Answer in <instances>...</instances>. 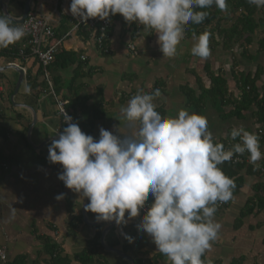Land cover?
<instances>
[{"label": "crops", "instance_id": "crops-1", "mask_svg": "<svg viewBox=\"0 0 264 264\" xmlns=\"http://www.w3.org/2000/svg\"><path fill=\"white\" fill-rule=\"evenodd\" d=\"M25 2L0 0V11L14 14L19 19ZM63 2L32 0L30 9L42 16L51 15L56 32L62 33V28L70 32L62 48L75 53L76 60L65 67L53 64L49 67L50 77L56 79L61 87L58 96L67 103L80 96L86 102L84 105H103L105 113L94 120L91 132L79 115L82 111L77 112L79 119L75 122L85 134L98 139L100 127L114 134H117L116 129L121 134H129L121 108L140 90L149 94L157 88L161 90V96L155 98L154 103L164 117L176 116L181 108L194 112L186 93L192 90L198 95L203 86H210L203 81V73L208 77L207 67L214 72L213 65L221 63L216 46H210L211 55L201 59L189 53L193 45H190L191 38L184 35L177 46V54L171 58L163 57L157 34L149 32L146 27L134 28L122 16L112 21L107 41L109 53H102L91 34L72 32L71 17L61 12ZM66 3L65 7L69 9L71 0H66ZM23 42L21 39L7 48H0V248L7 256L5 261L0 260V264H8L18 258L27 260V264H49L51 255L47 250L52 245L61 249V257H68L71 264H77L75 255L87 247L98 230L101 237L104 233L106 245L126 253L134 262L143 259L153 264H170L167 257L157 250L151 236L137 230L143 216L141 213L120 226L105 221L94 224L98 221L96 214L88 211H85L88 222L83 220L87 198L68 189L58 179L63 171L62 165L48 160V146L53 139H58L67 125L58 116L52 96L42 91L37 95L32 89L25 93L26 86L37 82L40 86L44 77L37 60L19 56L18 50ZM130 43L134 44L135 50L129 47ZM20 77L21 83L17 87ZM232 93L240 95L238 88L236 93ZM87 115L84 112V118ZM228 136L222 135L223 139ZM213 137L218 140L220 135ZM243 175V187L232 196L225 209L214 214L222 228L218 239L202 257L205 264L209 261L211 264H231L236 260L237 264H264V210L256 208L240 226L235 224L241 209L255 195L254 186L264 182V176ZM59 194H64L62 200L56 199ZM151 197L149 195V200ZM150 201L146 202L151 204ZM76 218L78 221L74 226L72 222ZM125 234L132 237L133 242L129 243ZM103 255L107 264H132L105 248Z\"/></svg>", "mask_w": 264, "mask_h": 264}, {"label": "clouds", "instance_id": "clouds-1", "mask_svg": "<svg viewBox=\"0 0 264 264\" xmlns=\"http://www.w3.org/2000/svg\"><path fill=\"white\" fill-rule=\"evenodd\" d=\"M247 3L264 7V0ZM213 5L228 10L227 0H71L66 11L85 23L116 14L128 22H139L157 34L163 57L171 58L177 54L186 26L204 22L209 13L203 9ZM25 35L23 21L0 11V48ZM209 38L208 31L195 37L192 55L207 59ZM24 91L30 93V86ZM161 94L158 88L150 94L140 90L121 108L130 129L127 135L100 127L96 139L85 134L63 109L67 126L48 146V160L62 165L58 179L87 198L84 210L97 214L98 221L126 225L145 208L151 194L153 201L137 230L151 236L170 264H205L202 257L222 228L214 219L216 204L231 200L235 188L234 180L219 166L247 152L249 163L258 170L257 162L264 154L259 136L242 126L230 132L232 140L239 138V142L226 148L214 140L205 116L184 108L174 117L162 116L154 103ZM63 198L64 194L56 196ZM125 238L133 242L127 234Z\"/></svg>", "mask_w": 264, "mask_h": 264}, {"label": "trees", "instance_id": "trees-1", "mask_svg": "<svg viewBox=\"0 0 264 264\" xmlns=\"http://www.w3.org/2000/svg\"><path fill=\"white\" fill-rule=\"evenodd\" d=\"M228 10L221 11L215 5L208 9H203L209 13L208 17L201 24L189 23L185 28V33L190 36L198 37L205 31L210 33L212 42L210 46L221 45L224 51H229L232 54L233 46L239 44L241 46L242 57H248L254 59L258 55L264 57V7L257 8L254 5H249L247 0H227ZM122 15L116 14L108 18L110 21L117 20L121 18ZM126 21V20H125ZM134 28L140 29L146 26L139 24L138 22H130ZM136 24H139L136 26ZM147 28V27H146ZM149 32L153 30L147 28ZM62 33H58V36L66 34V28H62ZM188 32V33H187ZM190 33V34H189ZM215 36H220L221 41H216ZM215 44V45H214ZM257 44L255 55L250 53L249 46ZM75 53L66 51L64 49L60 50L55 57L53 65H58L65 67L70 61H75ZM238 66V61L234 62L232 68V78L235 80V86L240 91L239 96H234L229 90L228 78L221 72L217 74L211 72L209 67H207V74L210 79V86L200 89V93L197 95L194 91L190 90L187 94V101L190 104L196 114L201 115L205 111V99H210L214 106L220 105L219 117L223 120H246L248 115L252 118V125L256 124L255 129L251 127H245L246 130L254 132L259 136L260 140V150L264 154V84L259 87L257 85L258 80L261 79V75L264 73V68L262 65H258L254 75L249 72H239L235 71V67ZM44 81V80H43ZM53 85L58 92L61 87H59L57 80L53 78ZM74 81V80H73ZM199 83L200 80H198ZM41 86V87H40ZM30 84V89H32L37 95H40V90L48 88L46 81L40 83ZM71 89L73 87L71 86ZM76 90H78L76 88ZM153 93V92H152ZM86 102L80 96L75 98V100H70L67 103V109L71 113L74 120H78L77 117L80 111V117L84 119V122L89 125L90 132L93 129L94 120L98 119L105 113L103 105L100 103H94L92 105H84ZM81 108L79 109L78 107ZM224 107V108H223ZM227 107H231L229 111H226ZM83 108V109H82ZM101 108V109H100ZM99 109L101 112H99ZM79 112V113H77ZM84 112L88 113L87 117L84 118ZM91 113V114H90ZM233 127L229 128L228 137L224 138L220 135L216 142L223 143L226 148L230 147L232 144L239 142V138L232 140L230 132ZM261 129V132L259 130ZM249 154L246 152L241 155L242 160L233 163L232 161L225 162L219 167L222 168L224 173L232 178L235 182V188L233 189V195H235L244 185V175H262L264 176V158H262L257 163L260 165L258 170H254V166L249 163ZM255 195L249 199L244 207L241 209L239 216L236 218V226H240L243 219L254 212L256 208L259 211L264 210V182H259L254 186ZM151 200V201H150ZM150 203L153 201L151 197ZM230 201V200H229ZM228 202H217L216 208L217 212L225 209ZM215 213V214H216ZM97 215V214H96ZM78 219H74L72 225H77ZM101 232L98 230L96 236L93 240L89 241L87 247L75 255V260L77 264H107V260L103 255L104 247L100 242ZM111 246H115L114 243H110ZM50 255L49 264H71L68 257H61V249L52 245L47 250ZM238 260L231 264H237ZM8 264H27V260L22 261V258H18ZM135 264H153L148 260L139 259Z\"/></svg>", "mask_w": 264, "mask_h": 264}, {"label": "built area", "instance_id": "built-area-1", "mask_svg": "<svg viewBox=\"0 0 264 264\" xmlns=\"http://www.w3.org/2000/svg\"><path fill=\"white\" fill-rule=\"evenodd\" d=\"M65 4H67L66 0H64L61 5V12L71 17L72 32H88L92 35L97 49L102 53H109L107 41L110 38L112 21L109 19L100 20L99 18H90L85 23L78 17H73L69 11H66L67 9ZM23 24L26 28V35L22 38L24 39V42L19 48L18 54L24 58H33L41 65L43 77L48 84V88L44 90L41 89L40 91H42L43 94L53 97L57 107V114L63 121L62 110L65 109L69 115H71V113L67 109V101L58 96V93L53 86L52 78L49 73V67L55 61L56 54L63 49V42L70 32L63 34L62 36H58L51 19V15L42 16L33 10H31L27 17L23 20ZM129 47L132 50H135L134 44L130 43ZM82 59L84 60L85 57L82 56ZM259 132H261V129ZM241 160V155H236L231 161L233 163H237ZM220 204H222V202ZM149 205L150 204L148 202L145 203V208L140 211L142 215L145 214ZM6 257L4 249L0 248V260L5 261Z\"/></svg>", "mask_w": 264, "mask_h": 264}, {"label": "rangeland", "instance_id": "rangeland-1", "mask_svg": "<svg viewBox=\"0 0 264 264\" xmlns=\"http://www.w3.org/2000/svg\"><path fill=\"white\" fill-rule=\"evenodd\" d=\"M185 35L187 38H191L190 39V45H194L193 42L195 41V36H192V35L188 36L186 33H185ZM214 39L216 41L222 42V38L220 36H215ZM211 42H212V38L210 37L209 38V47L211 45ZM216 47L215 48H216V51H218V53H219L218 55H219V59H220L221 63L214 64L212 69L215 73L221 72L225 75L226 78H228V83H229V87H230L229 89L231 92H234V93L237 92V87L235 86V80L232 78V68H233L232 64L235 61H238V66L235 67V71H239V72L244 71L246 73L249 72V73H252L254 75V73L257 70L258 65H262V67L264 68V57L263 56L255 57L256 59H250L248 57H242L241 56L242 49H241V46L239 44H235L233 46L234 54H232L231 52H229L228 54H226V53L223 54L224 50L221 48L222 46L217 45ZM191 48L189 50V53H191ZM256 48H257V44H253L251 47L249 46L250 53L252 55H255ZM185 57H186V55L184 56V60H185ZM203 74H204L203 75L204 76L203 81H205L207 84H210V79H208L206 73L204 72ZM263 84H264V73L261 75V79L258 80V82H257V85L259 87L263 86ZM177 103H178L177 101L174 102V104H176V107H178ZM204 104H205V111H204V113H201V115L205 116L207 118L208 130L211 131L213 135L217 134L218 136L219 135L222 136L223 133L228 134L227 133L228 127H240V126H242V127H251L252 129H255L256 124L252 125L253 120L249 115H248V118L246 120L232 119V120L227 121V120H223L221 117H219L218 110L219 111L221 110V109H219L220 105L214 106L212 101L209 98L205 99ZM230 109H231V107H227L226 111H229Z\"/></svg>", "mask_w": 264, "mask_h": 264}, {"label": "water", "instance_id": "water-1", "mask_svg": "<svg viewBox=\"0 0 264 264\" xmlns=\"http://www.w3.org/2000/svg\"><path fill=\"white\" fill-rule=\"evenodd\" d=\"M31 1H32V0H26L25 5H24L23 15H22L21 18L18 19L20 22H22V21L27 17V15H28V13H29V11H30V8H31ZM6 14H7V13H6ZM18 71L20 72V73H19L20 76H22L21 71H20V70H18ZM20 83H21V77H20V79H19L18 82H17V87H18V85H20ZM83 220H84L85 222H88V220H89V218L86 216V212H85V210H83ZM99 222H100V221H96L94 224H98ZM110 223H112V222H110ZM104 232H105V231H104ZM101 242H102L103 247H104L106 250L113 251V252H115V253L121 255L122 257L128 259L132 264H135L134 260H133L131 257H129L126 253L121 252V251H119V250H116V249H114V248L109 247L108 245H106V243L104 242V233H103V235H102V237H101Z\"/></svg>", "mask_w": 264, "mask_h": 264}]
</instances>
